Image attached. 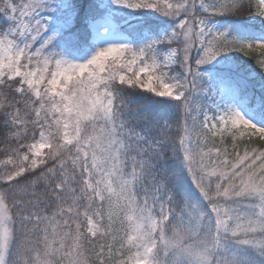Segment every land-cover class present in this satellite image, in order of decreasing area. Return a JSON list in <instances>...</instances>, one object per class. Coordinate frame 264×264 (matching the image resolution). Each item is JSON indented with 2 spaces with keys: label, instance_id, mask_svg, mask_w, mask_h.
<instances>
[{
  "label": "snow or ice",
  "instance_id": "6c2138e0",
  "mask_svg": "<svg viewBox=\"0 0 264 264\" xmlns=\"http://www.w3.org/2000/svg\"><path fill=\"white\" fill-rule=\"evenodd\" d=\"M234 17L264 0H0V264H264V39ZM233 52L258 71L208 73Z\"/></svg>",
  "mask_w": 264,
  "mask_h": 264
},
{
  "label": "rangeland",
  "instance_id": "374dc122",
  "mask_svg": "<svg viewBox=\"0 0 264 264\" xmlns=\"http://www.w3.org/2000/svg\"><path fill=\"white\" fill-rule=\"evenodd\" d=\"M109 11H112L114 13L115 17L117 19H120L119 22L121 25V29H122V26H125L127 24H131V27H134L136 24H141L144 22L146 23V21L158 22V24L163 23L164 25L160 27L158 32H162L166 28L171 27V24L168 20H166L163 17H159L156 14L148 12V11H141L139 13H132L126 9L125 10H116L115 6H110ZM259 20H260V18H258V17L257 18L251 17L249 19V22L251 23L252 21H256L259 24ZM217 23L219 24V26L221 28H223L229 22L226 19L222 20V18H219ZM237 28H239V27H237ZM122 32H124V31L122 30ZM263 32H264V29H263ZM257 39H264V35L262 34ZM91 44L93 45V47L91 49V51H93V52L95 51L96 47L102 46L95 38H93L91 40ZM89 54H91V53H89ZM206 68H207V71L209 74L215 76L218 73H220L221 71H228V70H232V69H237V66H236L234 60L231 58V56L229 54H227L226 56H222V57L218 58L217 62L214 65L206 66ZM256 122L257 123L260 122L259 117L256 118ZM217 139H219V137H217Z\"/></svg>",
  "mask_w": 264,
  "mask_h": 264
},
{
  "label": "trees",
  "instance_id": "16d2710c",
  "mask_svg": "<svg viewBox=\"0 0 264 264\" xmlns=\"http://www.w3.org/2000/svg\"><path fill=\"white\" fill-rule=\"evenodd\" d=\"M249 18L251 17H234L228 20L229 23L233 25V31L237 35L239 39L242 40H254L255 37L258 35H261V30H259L258 24L256 22L249 23ZM226 19V18H222ZM163 25V23L158 22H151V21H146L142 25H139L136 30L134 29L133 32H139L141 30H147L151 31L153 33L158 32L159 28ZM239 25V26H238ZM239 27V28H237ZM132 32V34H134ZM260 33V34H259ZM139 34V33H138ZM137 34V36H138ZM231 58L234 60L237 69L239 71V74L241 76H246L249 72H252L253 70L258 71V69L255 68V64L252 60L249 58L243 56L239 52H233L229 53ZM159 99V98H157ZM145 102H147L145 100ZM155 107V105H150ZM227 140V138H226ZM245 261L247 260V257L244 256L242 257Z\"/></svg>",
  "mask_w": 264,
  "mask_h": 264
}]
</instances>
